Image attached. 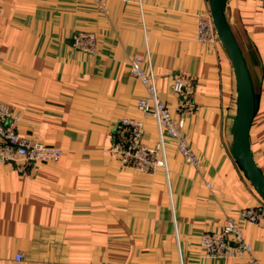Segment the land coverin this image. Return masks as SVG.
<instances>
[{
  "label": "crops",
  "instance_id": "crops-1",
  "mask_svg": "<svg viewBox=\"0 0 264 264\" xmlns=\"http://www.w3.org/2000/svg\"><path fill=\"white\" fill-rule=\"evenodd\" d=\"M104 3L106 13L93 0H0V103L18 116L20 135L61 150L58 162L24 174L0 165V264H264V220L239 219L248 257L209 259L200 246L204 233L263 202L232 155L231 61L220 42L196 41L208 0ZM224 15L255 95L249 147L264 176V0H228ZM76 31L96 35L94 54L70 47ZM147 53L198 167L170 139L166 171H139L111 151L124 117L141 121L145 145L157 140L129 73L130 59ZM174 78L185 82L184 100Z\"/></svg>",
  "mask_w": 264,
  "mask_h": 264
},
{
  "label": "built area",
  "instance_id": "built-area-1",
  "mask_svg": "<svg viewBox=\"0 0 264 264\" xmlns=\"http://www.w3.org/2000/svg\"><path fill=\"white\" fill-rule=\"evenodd\" d=\"M93 2L100 12H107L104 0H93ZM196 41L209 46L219 42L210 14L198 16ZM69 44L77 52L94 54L97 46L96 35L92 32L76 31L70 36ZM129 73L143 87L144 95L137 100L136 109L142 115L154 120L157 140L152 146L145 145L142 142L141 121L124 117L119 120L114 130L112 153L123 165L139 171L153 173L158 168L166 171V139H170L175 143V148L181 157L190 166L198 167L197 157L183 136L182 119L172 116L158 97L156 78L152 73L148 53L145 57L136 55L130 59ZM173 91L184 100L186 97L185 82L180 78H174ZM18 122V116L12 115L8 107L0 103V165H16L24 174L27 167L36 169L40 164L55 163L60 160L61 150L59 148L47 146L20 135L17 129ZM239 219L253 225L262 222L264 202L241 208L238 217H228L218 233H204L200 238V246L205 258L239 260L250 256L252 246L244 239ZM21 259V254L15 255L16 262ZM251 264H256V262L252 260Z\"/></svg>",
  "mask_w": 264,
  "mask_h": 264
},
{
  "label": "water",
  "instance_id": "water-1",
  "mask_svg": "<svg viewBox=\"0 0 264 264\" xmlns=\"http://www.w3.org/2000/svg\"><path fill=\"white\" fill-rule=\"evenodd\" d=\"M227 1L208 0V5L217 38L231 61L236 83L232 155L256 194L264 202V176L256 165L249 147V130L255 113V95L242 54L224 15Z\"/></svg>",
  "mask_w": 264,
  "mask_h": 264
}]
</instances>
